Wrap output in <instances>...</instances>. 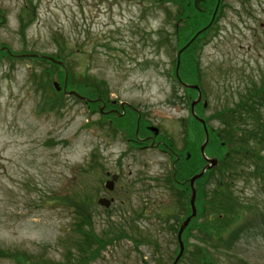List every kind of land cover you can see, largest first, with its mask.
<instances>
[{"label": "rangeland", "instance_id": "obj_1", "mask_svg": "<svg viewBox=\"0 0 264 264\" xmlns=\"http://www.w3.org/2000/svg\"><path fill=\"white\" fill-rule=\"evenodd\" d=\"M223 2V13L213 27L221 11L217 0L199 10L191 0H0V54L9 50L18 57H37H0V250L21 255L30 264H64L76 252L80 217L91 214L87 231L92 228L94 234L109 233L112 238L115 231L124 230L141 243L136 247L128 239L117 240L91 264H172L178 253L176 222L191 212L189 192L182 193L169 181L174 158L158 151H134L120 158L125 147L97 127L99 115L89 116L86 106L66 95L63 108L52 110L47 105L50 93L35 81L45 68L51 70L40 58L59 59L68 68L66 73L56 65L65 72H53L61 92L66 84L81 93L91 83L87 91L94 89L100 99L136 107L142 126L152 125L179 153L183 126L195 120L192 106L207 120L208 132L217 133L223 128L217 115L233 109L253 85L264 83V0ZM188 3L197 15L191 22L188 15L178 19ZM189 57L195 61L189 66L192 71L185 69ZM175 61H180L179 75L185 82L200 85L205 110L194 102L196 90L174 84L170 69ZM95 98L90 101L98 108ZM261 112L264 120V108ZM134 124L124 123L132 137ZM212 137L204 149L207 158L225 156V146L210 143ZM240 158L233 156L225 171L216 159L214 176L221 171L223 175L211 178L205 187L211 197L218 184L238 197L230 239L220 245V253L214 252L200 231H192L187 249L196 251L197 259L206 246L218 264H264V168L263 174L256 173L253 161ZM95 162L100 166L92 169ZM119 165L124 180L112 194L114 204L102 208L97 201L107 192L104 174H117ZM204 195L198 188V218ZM259 227L261 234L254 231ZM194 262L187 253L181 264Z\"/></svg>", "mask_w": 264, "mask_h": 264}, {"label": "trees", "instance_id": "obj_2", "mask_svg": "<svg viewBox=\"0 0 264 264\" xmlns=\"http://www.w3.org/2000/svg\"><path fill=\"white\" fill-rule=\"evenodd\" d=\"M163 1V0H158ZM188 2V1H187ZM186 2V3H187ZM169 15V11L167 12ZM172 14V11H171ZM169 16V19L171 18V15ZM178 19H180L181 16H191L189 21L191 22L194 18L197 17L194 10L191 7V3H188L187 5L183 6L182 9L179 12ZM194 16V17H192ZM181 29L180 27H178ZM4 56L8 59L9 56L3 52L0 54V57ZM192 58V59H190ZM59 60V59H58ZM194 61L193 57H189L187 60L186 70L192 69L189 66H193L191 63ZM61 61V60H59ZM189 62V63H188ZM195 62V61H194ZM50 66L51 70H48V68H45V73H42V77L39 80L37 79V75H32V80H36L35 82L41 81V88L45 92L50 93V98L47 100V105L51 106V109H61L64 106V100L66 99L64 93H57L53 87L54 83V69L55 70H61V68L56 67L55 65H52L50 63H45V66ZM175 65V64H174ZM197 62L195 63V68L198 70ZM194 69V68H193ZM185 70V71H186ZM195 71V69H194ZM47 72V75H45ZM198 72V71H197ZM56 73V72H55ZM60 74V73H59ZM69 81L73 78L72 73L69 71ZM59 80H63L61 74L59 75ZM64 78V77H63ZM68 81V82H69ZM61 85V84H60ZM62 86V85H61ZM87 87L91 88V83L87 82L85 85L86 92L83 93V90L81 91V95L96 99L95 97H101V94L95 91L94 89L88 90ZM72 88L71 90H75L78 88ZM70 88H67L70 90ZM77 91V90H75ZM78 92V91H77ZM44 94V95H45ZM78 102V101H77ZM95 105H92L91 108L95 109ZM264 108V83H261L260 86L253 85L250 90L248 91L247 95L243 96L238 102V104L235 105L233 109L230 110H223L222 113H219L217 115L218 118H220L222 122V130L217 133L209 132L210 136H213L210 143L214 144L216 147L219 143V146H225L226 155L223 156L220 153H217L216 155H213L212 157L216 158L217 160L220 159V165L219 167L225 171V168H227L226 165H229L232 161L233 156L235 157H243L244 160H251L254 163L255 172L263 174V168H264V155L262 157V154L264 152V120L262 115V109ZM226 114V116H224ZM185 128V139H183L184 146L180 151L181 155V162L176 164L177 169V177L179 180H187L193 175H196L201 172L203 167L206 165V162L203 160L201 153H200V145L203 143L205 134L203 129L201 128V125L196 121L193 120L189 124H184L183 126ZM188 129V132H187ZM191 133L194 134V138H190ZM253 144V145H251ZM223 148V150L225 151ZM263 149V150H261ZM241 162H243V159ZM97 163H94V166H92V169L95 168V165ZM224 171H221V173L217 172V176H220ZM235 172V171H234ZM255 173V174H256ZM254 174V175H255ZM223 175V174H222ZM234 175V174H233ZM217 176H214V171L210 170L207 172L202 179H200V184L202 186V191L204 192V198L201 200V211H200V219L202 222L194 220L191 222L190 227L187 229L186 232L183 234V243L185 246V253L183 255L182 261H184L186 254L189 253L191 257L194 259V264H218L214 259L211 257L209 249L206 248V246L202 247L201 254H198L200 259H197L195 252L190 253L188 251V240L192 237L191 231H194L195 229L199 230L200 233L204 236L203 242L205 245L208 243L210 247L214 250V252L220 251V245L226 242L228 239V235L231 231H228V228H231V225L236 224V213L239 212L240 202H238V197L235 196L232 189H226L221 190L220 185L218 184L217 189L213 193V197H211V194L205 193V187L209 183V181L212 179H216ZM236 179L237 180L240 176V174L236 173ZM255 177V176H253ZM232 181V186L234 181ZM171 181H173V177H171ZM227 185V184H226ZM230 185V184H229ZM225 186V185H224ZM223 187V186H222ZM231 188V187H230ZM226 191V193H225ZM208 195V197H206ZM208 209H211V213L208 214ZM213 215V220L209 218L210 214ZM224 217L226 220H224ZM88 218L91 220L92 215L88 214L86 215V218L80 217V227H76L78 231V239L74 241V248L76 252L74 254L69 253L68 255L72 254L71 257L66 258V263L64 264H91L92 262L96 261L100 255L102 254L104 249L109 245L112 246L114 242L117 240H123L128 239L130 242L132 241L136 247L141 246V243L136 241L131 237V235H128L124 230H120V234L117 233L118 231L114 232L115 237H110V234L104 233L103 236H99L98 234H94L91 230L87 231L86 226L88 227L91 222H88ZM238 218V217H237ZM200 222V223H198ZM178 224L179 220H177ZM226 224H228L226 226ZM137 230V229H136ZM138 231V230H137ZM257 232V234H261L262 228L259 227L258 229L254 230ZM140 235V233H138ZM237 234L231 235V239L237 238ZM195 237V236H194ZM228 238V239H227ZM144 241L143 239H141ZM231 241V240H230ZM214 243V244H212ZM219 245V246H217ZM198 246V245H197ZM200 253V252H199ZM220 253V252H219ZM201 256V257H200ZM0 260H6L9 262H14L16 264H30L23 256L15 254L13 255L11 252L0 250ZM182 261L180 263H182ZM35 264H52L49 261H40Z\"/></svg>", "mask_w": 264, "mask_h": 264}, {"label": "flooded vegetation", "instance_id": "obj_3", "mask_svg": "<svg viewBox=\"0 0 264 264\" xmlns=\"http://www.w3.org/2000/svg\"><path fill=\"white\" fill-rule=\"evenodd\" d=\"M223 1L224 0H221L219 8L225 5ZM193 2L194 0H191L192 6H194ZM208 2L209 0H202V3L199 4V7L201 5L207 4ZM182 85L184 89L185 88L189 89L185 87V85L194 86L191 83H186L184 81ZM90 105L91 103L88 104V106ZM99 109L101 110L99 111V114L101 115V117H99V120L103 122V126H102L103 130L106 129L107 131L105 132V135H107L110 138L114 137L115 139H117V141H119L125 147L124 155L120 154V158L124 159L127 155L131 154L134 151L136 152L137 151L139 152H144V151H147V152L156 151L157 152L158 151L159 153L166 155V157L170 159L174 158L173 162L175 163L180 162L181 155L173 149L169 138L167 136L165 138L161 136L160 134L159 135L157 134L156 136L154 134V131L152 130V125H146L142 131L143 135L139 136V131H140L139 120L142 117V113H140V111L136 107L128 105V104H124V103L122 104L120 102L118 103L116 101L111 100L108 97L106 99L104 98L103 100L101 99L100 104H99ZM90 110L94 112V109H90ZM134 117H136L134 133L137 134L135 138H133L132 136L128 135L127 132H125L127 129L124 125V123L128 121H133ZM131 148L133 149L130 150ZM117 172L118 173L116 175H118L119 178L117 182L114 184V186L111 187L113 190L111 192L107 191L103 197V198H106L105 196L109 197V200H111L112 204H114L115 202L114 196L112 194L115 193L116 185L118 183H121L124 180V177L121 175L122 166L118 168ZM131 174L132 173L129 172L130 176ZM113 175H114L113 173L111 174L110 172H105V176L107 177V179H105L106 181L104 183L110 181ZM163 182L166 183L167 181L165 180ZM173 184L175 188L179 190H183L182 193L186 194V192H189V196L191 195V191H190L191 189L190 187L189 189H186L188 183H186L185 181H179L178 179H176V181ZM198 188L201 190V187L197 186L196 184L195 185L196 195L198 193ZM127 190L130 191L129 188ZM182 193H180V195ZM164 210H165L164 219H166V208H164Z\"/></svg>", "mask_w": 264, "mask_h": 264}, {"label": "water", "instance_id": "obj_4", "mask_svg": "<svg viewBox=\"0 0 264 264\" xmlns=\"http://www.w3.org/2000/svg\"><path fill=\"white\" fill-rule=\"evenodd\" d=\"M201 0H196L195 1V6L197 7V4H198V2H200ZM32 58H36V57H32ZM44 59H46V60H48V62L50 61V62H52V63H55V64H57V65H59L60 64V66H62V67H65L64 66V64L63 63H61V62H57V61H55L54 59H52V58H46V57H43ZM55 87L58 89V86L55 84ZM64 89L66 90V84H65V86H64ZM196 90H198L197 88H195ZM71 94L73 95V96H76L77 98H79V99H82L80 96H78V94H76L75 92H70V93H68V95H70L71 96ZM199 97V96H198ZM200 100V97H199V99H198V101ZM192 110H193V106H192ZM200 123L203 125V128H204V131H205V135H206V140H205V143H204V145H203V147L202 148H200L201 149V152L203 153L204 152V148H205V145L207 144V142H208V132H207V127L205 126V124H204V122L201 120L200 121ZM155 132L157 133V130H155ZM206 161L209 163V165L206 167V168H204L203 169V171L199 174V175H196V176H194L191 180H190V186H191V188H192V191L194 190V183L197 181V180H199L204 174H205V172L207 171V170H210V168H213V167H215L216 166V161L215 160H208V159H206ZM117 180V178L116 177H114L113 178V181H116ZM113 186V182H111V183H108L107 184V188L109 189V190H111V187ZM195 193H194V191L192 192V198H191V202H190V205H191V210H192V215H191V217L190 218H188L187 220H185V222L182 224V226H181V228H180V230H179V233H178V242H179V245H180V251H179V254H178V256H177V258H176V260H175V262H174V264H178V262H179V260H180V258L182 257V255H183V244H182V241H181V237H182V232L185 230V228L189 225V223H190V221H191V219L192 218H194L195 217V214H196V212H195V208H194V198H195ZM99 206H102V207H104V208H108L109 206H110V202L109 201H107V200H100L99 201Z\"/></svg>", "mask_w": 264, "mask_h": 264}]
</instances>
